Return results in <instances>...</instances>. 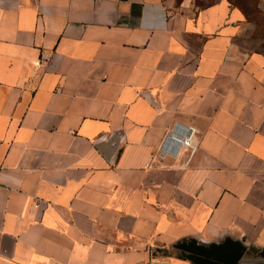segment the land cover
I'll use <instances>...</instances> for the list:
<instances>
[{"label": "crops", "instance_id": "crops-1", "mask_svg": "<svg viewBox=\"0 0 264 264\" xmlns=\"http://www.w3.org/2000/svg\"><path fill=\"white\" fill-rule=\"evenodd\" d=\"M258 19L264 0H0V264H198L193 239L264 264ZM177 127L194 153L163 149Z\"/></svg>", "mask_w": 264, "mask_h": 264}, {"label": "water", "instance_id": "water-1", "mask_svg": "<svg viewBox=\"0 0 264 264\" xmlns=\"http://www.w3.org/2000/svg\"><path fill=\"white\" fill-rule=\"evenodd\" d=\"M188 252L198 264H241L249 245L228 240L227 242H205L193 239L177 246Z\"/></svg>", "mask_w": 264, "mask_h": 264}, {"label": "built area", "instance_id": "built-area-1", "mask_svg": "<svg viewBox=\"0 0 264 264\" xmlns=\"http://www.w3.org/2000/svg\"><path fill=\"white\" fill-rule=\"evenodd\" d=\"M193 135H194V129L189 128L184 133L180 130L179 127H177L174 132L167 138V140L164 143L163 149H167L171 144H176L184 147H188L191 149V152L194 153L197 150L196 145L193 143Z\"/></svg>", "mask_w": 264, "mask_h": 264}, {"label": "rangeland", "instance_id": "rangeland-1", "mask_svg": "<svg viewBox=\"0 0 264 264\" xmlns=\"http://www.w3.org/2000/svg\"><path fill=\"white\" fill-rule=\"evenodd\" d=\"M257 26L259 27V30L258 32L256 30L255 34L252 37L253 42H254L253 44L255 48H259L261 51L264 52V20L258 19ZM251 43L252 42H250L249 44Z\"/></svg>", "mask_w": 264, "mask_h": 264}]
</instances>
